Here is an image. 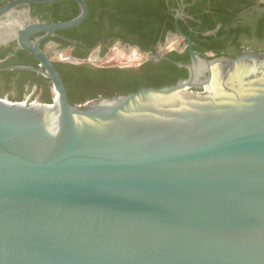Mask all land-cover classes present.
Wrapping results in <instances>:
<instances>
[{"label":"water","instance_id":"95a60500","mask_svg":"<svg viewBox=\"0 0 264 264\" xmlns=\"http://www.w3.org/2000/svg\"><path fill=\"white\" fill-rule=\"evenodd\" d=\"M0 8L52 103L0 97V264H264V51L202 57L188 77L84 105L32 36L73 28ZM183 36H185L183 34Z\"/></svg>","mask_w":264,"mask_h":264},{"label":"flooded vegetation","instance_id":"af4514ba","mask_svg":"<svg viewBox=\"0 0 264 264\" xmlns=\"http://www.w3.org/2000/svg\"><path fill=\"white\" fill-rule=\"evenodd\" d=\"M14 1L17 0H0V8ZM85 1L89 12L78 26L55 30L54 35L46 38L48 32L32 36L34 42L40 41V47L50 57L55 52L68 51L67 57L56 61L52 59L54 62L72 65L88 63L99 68H133L146 63L153 65L173 63L180 68H186L176 62L192 63L191 44L194 51L208 58L236 56L218 55L215 50L217 48L226 51L239 50L240 53L244 50L264 51V0H154L153 3L160 9V18L149 29L143 28L139 19L135 21L132 16H128L126 8L131 5V0ZM26 8L34 21L48 24L69 21L82 11L77 2L63 0L17 7L12 13L13 17ZM134 23L137 25H133ZM173 40L175 43L167 47ZM112 50H121L125 53L135 50L141 61L132 66L106 65L105 58ZM94 51L103 64L99 65L92 60L91 55ZM24 52L27 51L21 49L15 39L0 44V72L31 71L11 68L19 65L35 67L28 59L22 60L24 63L21 64L11 63ZM30 56L32 55L28 53V57ZM176 56L183 57V60L176 61L174 59ZM39 67L38 61L36 68ZM19 79V74L12 76L13 89L6 95L9 98L16 95ZM46 83L48 86L51 85L49 79ZM24 89L25 100L36 101L32 98L38 95L37 83L31 85V82H28ZM42 89L40 87L39 91Z\"/></svg>","mask_w":264,"mask_h":264},{"label":"trees","instance_id":"16d2710c","mask_svg":"<svg viewBox=\"0 0 264 264\" xmlns=\"http://www.w3.org/2000/svg\"><path fill=\"white\" fill-rule=\"evenodd\" d=\"M153 1L154 0H131V5L126 8L128 16H132V19L135 21L139 19L140 23H142V27L149 29L160 18V9L157 8ZM133 25H137V23ZM215 50L218 55H238L240 53L239 50L226 51L220 48ZM25 59L31 60L32 64L38 67V61L32 56L28 57L27 52L13 59L11 63L21 64L23 62L22 60ZM174 59L180 61L183 60V57L176 56ZM54 63L66 85L70 103L80 106L101 97L129 94L143 87L159 88L173 85L188 77V70L186 68H180L173 63L158 65L146 63L142 66L133 68H99L88 63L72 65L59 61ZM15 74H19L20 79L17 82L18 87L16 89V95L11 97V100L24 101L26 99V96H24V85L31 82V85L37 83V94H39L38 100L40 102H53L55 92H53L52 85L48 86L46 83L48 79L31 71L0 72V97L3 98L12 91L11 78ZM40 87L43 88L42 91H39ZM31 90L32 88L29 92ZM33 99H35V97H33L32 100Z\"/></svg>","mask_w":264,"mask_h":264},{"label":"rangeland","instance_id":"374dc122","mask_svg":"<svg viewBox=\"0 0 264 264\" xmlns=\"http://www.w3.org/2000/svg\"><path fill=\"white\" fill-rule=\"evenodd\" d=\"M174 43H175V40L170 41L168 43L167 47L173 45ZM67 55H68V51L55 52V53H53L51 58L56 61V60H60L63 57H67ZM91 58L95 63H97L99 65L103 64V63H101V60L98 59L96 51H94L92 53ZM140 59L141 58H140L139 54L135 50H130L128 53H125V51H121V50H112V51H109L107 53L104 64H106V65L116 64L119 66H132V65L138 63L139 61H141ZM38 97H39V94L35 98L36 101H39Z\"/></svg>","mask_w":264,"mask_h":264},{"label":"built area","instance_id":"2783aa9c","mask_svg":"<svg viewBox=\"0 0 264 264\" xmlns=\"http://www.w3.org/2000/svg\"><path fill=\"white\" fill-rule=\"evenodd\" d=\"M21 102H23V103H33V102H35V101H28V100H25V101H21Z\"/></svg>","mask_w":264,"mask_h":264},{"label":"bare ground","instance_id":"6f19581e","mask_svg":"<svg viewBox=\"0 0 264 264\" xmlns=\"http://www.w3.org/2000/svg\"><path fill=\"white\" fill-rule=\"evenodd\" d=\"M55 95H56V93H55Z\"/></svg>","mask_w":264,"mask_h":264}]
</instances>
